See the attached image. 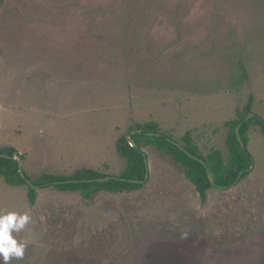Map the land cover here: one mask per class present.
<instances>
[{
	"label": "rangeland",
	"instance_id": "374dc122",
	"mask_svg": "<svg viewBox=\"0 0 264 264\" xmlns=\"http://www.w3.org/2000/svg\"><path fill=\"white\" fill-rule=\"evenodd\" d=\"M37 1L63 28L49 43H63L74 66L64 63L57 84L48 54L47 78L33 80L40 101L21 98L12 87L31 67L17 73L0 52V147L22 156L30 181L80 167L118 176L116 140L136 123L173 140L188 129L199 153L216 148L226 161L224 123L247 104L264 121V0ZM11 5L37 10L0 0ZM245 136L250 169L203 200L179 164L143 142L147 178L133 189L84 196L47 185L29 201L26 184L0 175V210L33 218L18 235L30 241L25 257L11 264H264V135L252 122Z\"/></svg>",
	"mask_w": 264,
	"mask_h": 264
},
{
	"label": "trees",
	"instance_id": "16d2710c",
	"mask_svg": "<svg viewBox=\"0 0 264 264\" xmlns=\"http://www.w3.org/2000/svg\"><path fill=\"white\" fill-rule=\"evenodd\" d=\"M249 112V105L247 104L246 109L243 113L239 114L237 118L230 119L224 123L227 126L228 131L226 134L225 142L227 148V159L224 161L222 159L221 153L218 149L212 148L202 155L198 152L197 146L194 144L191 138V133L186 130L181 136H179L177 142H179L187 151L191 154L201 158L207 165L210 171L215 185L220 187H226L230 185L237 172L240 169L247 168L250 165V157L246 150H242L235 136V126L241 121V119ZM254 123L260 127V132L264 135V123L262 119L258 117H252L246 122L241 124L239 128V134L241 136L242 142L246 144V130L249 123ZM158 125L153 122L136 123L131 130H138L141 132L145 131H158ZM130 137L134 142L137 143L138 148H133L129 145L125 139V135H121L116 140V150L125 159V165L118 176L124 178H132L142 180L145 176L146 169L143 162L142 151L140 149L141 142L144 144H152L161 150L165 155L170 156L171 159L179 164L186 176V178L193 184L194 188L199 194L201 200L205 196V191L212 185L209 183L206 176L204 167L196 160L190 158L185 153H183L179 148L174 146L172 143L167 141L164 136H147L142 133L133 132ZM15 149L12 146L0 147V153L7 155H13ZM22 157L21 155H18ZM0 175L3 180L9 185H24L25 180L20 177L17 168V160L10 158L0 157ZM25 178H29L24 173ZM107 174L101 173L98 170L91 168H80L73 172L70 176L64 177L53 174H41L36 181H30L35 185H40L45 182H50L53 180H63V179H82V178H96L104 177ZM27 185V184H26ZM140 185V183H130L127 181H121L118 179H109L103 182H77V183H66L57 184L55 187L65 190H80L84 196H88L90 193L98 189H106L114 192L122 191L125 189H133ZM28 200H33L34 190L28 187Z\"/></svg>",
	"mask_w": 264,
	"mask_h": 264
},
{
	"label": "crops",
	"instance_id": "0c3cea01",
	"mask_svg": "<svg viewBox=\"0 0 264 264\" xmlns=\"http://www.w3.org/2000/svg\"><path fill=\"white\" fill-rule=\"evenodd\" d=\"M4 2L13 3L14 0H11V1L4 0ZM28 2L30 4L28 5L30 8H34V7L37 8V10L35 9L32 10L33 13L28 12V11H22V12L17 11V10L15 11L16 7L14 5H11V7L9 8L0 6L1 7L0 36H3L0 39V52H1V56L5 60V63H7L11 69L13 68L15 70H18L17 73L19 72L22 73L20 70L26 66L28 68L31 67V71H29L28 73L25 72L22 75V80L20 77L19 78L20 82L15 84L12 87L13 91L17 93L16 96L23 94L22 96L20 95L21 98L25 97L27 99H30L34 97L33 93L35 92L39 96V101H40V98H41L40 88L41 87H38L36 89L34 87L35 83L33 84V80L38 79L40 81V78H43V79L47 78V74H49V67L47 64H48V61H50L48 54H55L57 56V60H53V62L56 64H59L60 69L62 71V73L60 74L58 72L55 73L54 74L55 78L49 77L53 79L54 81H56L57 84L63 83V80L59 78L64 77L63 76L64 63L70 65V67H73L74 63L68 62L63 57H61L65 49V46L63 43H49V33H51V35L52 34L55 35V33L56 34L58 33L59 35L62 33L63 28L62 27L59 28L57 26L58 23L54 21L51 22L49 26V21H48L49 12L47 8V3L43 1L44 2L43 4L42 2L35 0V3L33 5L34 0H28ZM53 28H55V30ZM5 30H7V33H3ZM3 34H6V35H3ZM4 47H7V50L9 51V53L6 56L3 53V51L5 50ZM60 52H62V54H60ZM53 62H50V65L53 64ZM191 138L193 141L192 133H191ZM168 157L171 159L170 156ZM176 167H177V164H176ZM80 168H87V167H80ZM78 169H75V171ZM146 178H147V175H146ZM10 186H19V185H10ZM194 190L196 189L194 188ZM97 191L98 190L94 192H97Z\"/></svg>",
	"mask_w": 264,
	"mask_h": 264
},
{
	"label": "water",
	"instance_id": "95a60500",
	"mask_svg": "<svg viewBox=\"0 0 264 264\" xmlns=\"http://www.w3.org/2000/svg\"><path fill=\"white\" fill-rule=\"evenodd\" d=\"M252 117H257L254 113L252 112H248L242 119L239 123L236 124L235 126V136H236V139L241 147L242 150H246L245 148V144L242 142V139H241V136L239 134V128L241 126V124H243L244 122H246L248 119L252 118ZM263 121V120H262ZM264 123V121H263ZM133 132H138V133H142L144 135H147V136H161V134L159 132H152V131H145V132H141V131H138V130H132L130 131L128 134L125 135V139L127 140V142L129 143L130 146H132L133 148H138V145L136 142H134V140L131 139L130 137V134L133 133ZM165 139L167 141H169L170 143H172L174 146H176L177 148H179L183 153H185L187 156H189L190 158L196 160L197 162H199L205 169V172H206V176L208 178V181L209 183L214 186L215 183L213 181V178H212V175L210 173V171L208 170L207 168V165L206 163L201 159L199 158L198 156H195L193 154H191L189 151H187L179 142H177L176 140H173V139H170V138H166ZM142 156H143V162L145 164V166L147 165V159H146V156L144 153H142ZM0 157L2 158H10V159H15L17 160V168H18V173L20 175V177H22L27 186L32 188V189H35L39 186H47V185H57V184H66V183H77V182H103V181H107L109 179H118V180H121V181H127V182H130V183H142L145 179H146V173H145V176L142 180H139V179H132V178H124V177H120V176H113V175H106L104 177H96V178H82V179H63V180H53V181H50V182H45V183H42L40 185H35L33 183H31L29 180H27L25 178V175H24V171L22 169V166H21V158L20 156H17L16 155V152L13 154V155H7V154H4V153H0ZM251 165H249L247 168H244V169H240L233 182L234 183L240 176L242 173L248 171L250 169Z\"/></svg>",
	"mask_w": 264,
	"mask_h": 264
},
{
	"label": "clouds",
	"instance_id": "9594fccd",
	"mask_svg": "<svg viewBox=\"0 0 264 264\" xmlns=\"http://www.w3.org/2000/svg\"><path fill=\"white\" fill-rule=\"evenodd\" d=\"M33 223L28 211L0 210V261L11 264L12 260H23L30 241L18 238ZM186 237L187 233L181 235Z\"/></svg>",
	"mask_w": 264,
	"mask_h": 264
}]
</instances>
